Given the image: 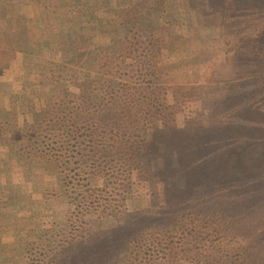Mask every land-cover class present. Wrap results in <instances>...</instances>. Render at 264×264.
<instances>
[{
	"label": "trees",
	"instance_id": "obj_1",
	"mask_svg": "<svg viewBox=\"0 0 264 264\" xmlns=\"http://www.w3.org/2000/svg\"><path fill=\"white\" fill-rule=\"evenodd\" d=\"M176 15L173 0H0V264H27L36 250L47 262L88 237V217L147 210V194L166 178L148 161L157 134L218 139L179 91L178 39L192 36ZM220 208L179 211L165 231L132 241L118 264H249L236 215ZM23 210L52 220L14 222ZM179 231L187 242L167 234ZM3 232L18 236V259Z\"/></svg>",
	"mask_w": 264,
	"mask_h": 264
},
{
	"label": "rangeland",
	"instance_id": "obj_2",
	"mask_svg": "<svg viewBox=\"0 0 264 264\" xmlns=\"http://www.w3.org/2000/svg\"><path fill=\"white\" fill-rule=\"evenodd\" d=\"M173 3L178 25L187 28L192 36L186 41L178 39V49L183 51L178 57L184 71L180 77L185 80L179 91H185L184 100L190 95L187 101L197 105L198 113L212 122L218 139H200L183 130L157 134L148 161L151 171L166 176L162 179L169 194L162 193V179L157 178L158 188L147 194L151 201L147 210L125 208L114 217L87 216L91 228L87 238L69 241L61 254L47 262L36 250L27 264H118L132 241L152 231H165L179 211L201 215L221 213L220 207L230 211L226 216L233 212L236 215L240 248L246 252L249 264H264V0ZM97 41L105 46L109 38L99 37ZM79 55L85 65L93 66L86 51ZM28 57L25 45L17 58L25 64ZM160 191V198L153 201L154 194ZM51 206L55 203L51 202ZM120 209H124L123 205ZM32 215L31 211H18L13 221H26L30 216L31 222L36 218L52 220L47 210ZM208 226V231L219 227ZM3 227L9 229L10 225ZM3 233V241L12 244L14 259H18V236ZM167 234L176 241L188 240L181 231ZM169 241H163L164 248L171 244Z\"/></svg>",
	"mask_w": 264,
	"mask_h": 264
}]
</instances>
